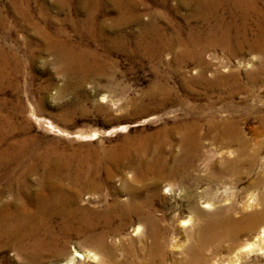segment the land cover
I'll return each instance as SVG.
<instances>
[{
    "label": "bare ground",
    "instance_id": "6f19581e",
    "mask_svg": "<svg viewBox=\"0 0 264 264\" xmlns=\"http://www.w3.org/2000/svg\"><path fill=\"white\" fill-rule=\"evenodd\" d=\"M112 1L118 17L108 25L110 30L137 18L135 8L139 0ZM153 1L161 5L168 2ZM258 1L179 0V5L189 9L183 26L177 27L166 13L158 10L153 13L156 20L147 22L145 30L133 39V48L157 61L168 50L175 56L178 54L182 61L194 60L198 66L197 75L187 81L209 85L237 83L238 76L236 72L216 71L214 78L208 80L205 74L209 66L205 59L208 50L220 48L232 56L242 49L253 48L259 51L257 71L264 79V45L249 40L245 27L247 19L254 17L256 35L264 34V8L258 9ZM78 3L75 11L83 12L84 23L89 25L86 31L90 34L92 24L101 13L100 0ZM167 9L169 13L173 7L167 6ZM160 16L166 21L158 22ZM27 21L44 39L45 48L54 53L55 62L64 73L76 72L78 79L83 80L88 74L104 72L106 61H101V56L94 51L76 49L66 41L61 28L51 30L39 21ZM192 21L199 24H191ZM100 24L103 23L99 21L97 25V37L106 29ZM111 39L115 48H129L124 43L126 36L121 33L112 35ZM11 54L0 46V172L5 175L0 179V264H39L45 257L64 255L66 243L73 236L95 243L104 236L102 229L105 227L113 224L119 227L133 219L154 227L156 218L151 206L162 182L168 185L169 191L181 185L191 214L181 221L196 220L197 236L186 248L187 255L181 264H264V188L248 192L239 201L229 193L217 196L220 187L215 188L218 182L227 189L235 187L229 181L231 178L225 176L237 173L242 163L248 165L246 171L249 173L259 161L257 156L245 157L250 143L243 134L241 122L248 114L237 116L228 103L223 115L216 110L193 114L196 106L186 104L187 113L183 118L142 136H126L114 146L28 147L31 138L23 134L26 127L23 126V101L18 95L21 69L18 58ZM7 87L13 91V102L6 95ZM159 88L163 96L158 104H165L164 95L168 96L173 90L165 84ZM210 103L213 106V102ZM260 122L264 125V118ZM207 140L216 143V150L223 148L217 152L222 169L221 173H211L207 178L210 184L201 187L197 183L201 174L196 161L201 158V149ZM233 144L237 146L236 156L231 158L226 153L232 152ZM210 165L216 166L214 162ZM116 175H119L120 184L110 187L108 184ZM185 182L189 186H183ZM250 183L253 189L264 186V171ZM121 192L126 194L125 199L118 196ZM86 193H99L96 199L101 206L98 202L90 205L84 201L90 197L88 194L83 200L81 197ZM98 228L101 230L94 234ZM158 243L159 239L155 238L156 247ZM81 255L74 251L68 260Z\"/></svg>",
    "mask_w": 264,
    "mask_h": 264
},
{
    "label": "rangeland",
    "instance_id": "374dc122",
    "mask_svg": "<svg viewBox=\"0 0 264 264\" xmlns=\"http://www.w3.org/2000/svg\"><path fill=\"white\" fill-rule=\"evenodd\" d=\"M78 1L80 0H0V18H3L0 23V46L19 61L21 74L18 95L23 101V126H26L23 134L31 138L28 147H110L120 143L126 136H142L163 124L183 118L187 113L186 104L196 106L193 114H206L216 110L223 115L224 106L228 103L237 116L248 114L243 123L241 122L243 134L250 143L245 152L248 155L245 154V157L257 156L259 161L249 173L246 171L248 165L242 163L240 165L243 167L239 165L237 173L225 176L227 179L231 178L229 181L235 187L227 189L222 186L223 183H216L215 188L220 187L217 196L229 193L228 195L239 201L248 192L263 189L264 186L257 189L250 187L251 180L257 179L264 171V125L260 122L264 118V79L262 73L257 71L259 51L246 48L230 56L226 51L217 48L205 53V59L209 62L205 73L208 80L214 78L216 71L223 74L236 72L237 83L209 85L195 80L187 81L189 77L197 75L198 66L194 60L182 61L178 54L175 56L172 50H168L157 61L149 55H141L133 48V39L145 30L147 22L156 20L153 19V13L158 10L166 13L167 18L177 27L183 26L189 9L187 11L184 5H179V0H168L165 5L153 0H139L135 8L137 18L114 31L108 25L118 17V11L115 10L112 0H100L101 13L99 12L97 21L92 24L90 34L86 31L89 25L84 23L83 12L80 9L75 11ZM167 6H172L176 13L173 10L168 13ZM257 6L258 9L264 8V0H259ZM27 19L39 21L51 30L61 28L65 32L66 41L76 49L94 51L101 56V61H106L104 72L88 74L83 80L78 79L76 72L64 73L55 62L54 53L45 48L44 39L27 23ZM157 19L158 22H164L166 18L160 16ZM226 19H229L227 14ZM99 21L106 29L97 37ZM191 24L199 23L192 21ZM245 27L249 40L259 41L264 45V34L259 37L256 35L254 17L247 19ZM119 33L126 36L124 43L129 46L126 50L115 48L116 45L111 43V36ZM161 84L173 90L168 96L164 95L165 104H158L163 96L159 88ZM6 90V95L13 102V91L10 88ZM176 96L178 99L174 98ZM210 102H213V106ZM20 134H16V137ZM236 147L233 144L230 149L234 152L226 155L231 158L236 156ZM216 148V143L205 141L200 161H196L198 173L201 174L197 183L201 187L210 184L207 178L211 173H221L219 170L222 169V163L218 160L217 152L223 148ZM212 162L216 166L210 165ZM128 175L132 174L129 172ZM4 176L0 172V179ZM118 176L108 184L110 187H118ZM182 185L189 186L188 182ZM159 186V194L151 206L156 218L154 227L133 219L119 227L115 224L105 227L102 229L104 236L95 243L73 236L67 242L69 244L66 243V254L45 257L39 264H181L187 255L186 248L197 236L196 220L192 218L181 221L191 217L187 201L180 189L181 185L171 191L167 189L165 182ZM98 194H89L90 197L83 200L90 205L95 204L98 202ZM118 196L121 199L126 198L123 192ZM108 197L111 198L110 195ZM101 204L97 203L98 206ZM203 208L211 211L208 207ZM236 215L239 216L238 213ZM99 229L101 230L96 229L94 234ZM155 238L159 239L157 247ZM160 250H163L162 254L159 253ZM74 251L82 255L69 261Z\"/></svg>",
    "mask_w": 264,
    "mask_h": 264
}]
</instances>
